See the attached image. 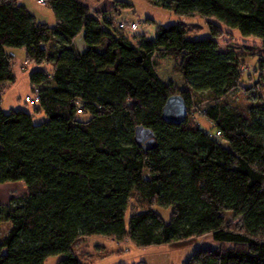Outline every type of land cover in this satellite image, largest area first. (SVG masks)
<instances>
[{
  "label": "trees",
  "instance_id": "1",
  "mask_svg": "<svg viewBox=\"0 0 264 264\" xmlns=\"http://www.w3.org/2000/svg\"><path fill=\"white\" fill-rule=\"evenodd\" d=\"M46 1L53 28L21 0H0V185L26 191L0 205V223H11L0 264L53 257L87 264L78 245L94 238L148 248L207 236L219 245L185 264H264V94L245 111L224 103L253 87L242 83L240 58L219 43L225 27L264 48V0H149L176 16L205 18L211 33L191 38L178 23L159 27L153 39L116 23L122 8L133 7L126 0L105 10ZM81 34L83 50L75 44ZM9 49H24L37 65L29 78L39 99L33 111L2 110L17 81ZM156 56L175 62L182 89L159 77ZM258 66L248 76L264 92V59ZM175 94L188 107L181 125L163 119ZM197 94L214 101L204 111L211 129L194 120ZM38 114L46 119L35 122ZM140 126L153 131L155 146L137 144ZM156 207L171 209V219Z\"/></svg>",
  "mask_w": 264,
  "mask_h": 264
},
{
  "label": "rangeland",
  "instance_id": "2",
  "mask_svg": "<svg viewBox=\"0 0 264 264\" xmlns=\"http://www.w3.org/2000/svg\"><path fill=\"white\" fill-rule=\"evenodd\" d=\"M88 7H95L99 10L110 9L116 0H81ZM133 7L122 8L120 13L115 15L116 23L123 21L137 23L139 25L136 30L137 35L146 36L153 39L161 26H170L178 23H183L189 26L191 38H206L210 36L209 23L205 18L196 16L194 18H186L176 16L163 8L153 6L149 0H126ZM21 3L26 5L29 11L35 16L38 22L47 24L53 28L56 26V18L52 10L47 5H42L38 0H21ZM225 34L219 38L220 49L223 51H232L240 58L241 69L243 74V85L245 87H253L251 93L247 94L244 88L233 91L224 99V103L230 104L232 107H237L241 111H245L254 101L255 98H261L264 94L263 89L255 87V74L248 76L249 73H254L257 69L258 59H264V48L262 41L254 38H246L241 35L238 30H230L223 28ZM77 46L84 45L83 34L76 38ZM9 54L16 57L13 72L17 77L15 84L7 88L2 104V110L10 112L12 109H24L33 111L32 106L26 103L27 97H33L34 93L30 85V73L37 68V65L30 64L26 59L24 49H9ZM159 60L157 73L165 82H172L173 86L182 89L184 86V78L181 75L174 73V61L170 58ZM42 66L41 68H44ZM253 101V102H252ZM195 108L193 109V117L204 128L211 129L204 111L207 110L214 101L207 98L206 94H197L193 99ZM203 111L200 113L199 111ZM188 117V115H187ZM46 119L44 114H38L35 117V122L39 123ZM22 184L9 183L8 185L0 186V197L4 195L22 196L26 194ZM166 221H169L172 216L171 209H161L156 207ZM129 213L127 219L129 218ZM228 220L231 221V215H228ZM11 227V223H0V241L4 234ZM219 244L211 237H203L194 239L190 242L180 245H163L152 246L148 248H138L129 241L117 243L114 240H106L103 238H94L82 242L78 245L81 257L87 261V264H185V262L198 250L216 248ZM58 257H53L46 264H56Z\"/></svg>",
  "mask_w": 264,
  "mask_h": 264
},
{
  "label": "water",
  "instance_id": "3",
  "mask_svg": "<svg viewBox=\"0 0 264 264\" xmlns=\"http://www.w3.org/2000/svg\"><path fill=\"white\" fill-rule=\"evenodd\" d=\"M188 107L184 98L175 94L166 102L163 108V119L171 124L181 125L186 122ZM135 140L138 145H145V149L155 146V135L152 130L142 126L136 128Z\"/></svg>",
  "mask_w": 264,
  "mask_h": 264
},
{
  "label": "built area",
  "instance_id": "4",
  "mask_svg": "<svg viewBox=\"0 0 264 264\" xmlns=\"http://www.w3.org/2000/svg\"><path fill=\"white\" fill-rule=\"evenodd\" d=\"M38 2H39L40 4H42V5H47V1H46V0H38ZM119 27H120L121 29L129 28V30H130L131 32H135L136 30H138L139 25H138L137 23H132V22L127 23V22H124V23H120V24H119ZM26 101H27L29 104H31V105H35V104L38 103L39 99H38L37 96H35V97H27ZM215 136H216V138H220L222 135H221L220 132H217V133L215 134Z\"/></svg>",
  "mask_w": 264,
  "mask_h": 264
},
{
  "label": "crops",
  "instance_id": "5",
  "mask_svg": "<svg viewBox=\"0 0 264 264\" xmlns=\"http://www.w3.org/2000/svg\"><path fill=\"white\" fill-rule=\"evenodd\" d=\"M78 48L80 49V50H83V49H85L86 48V46H85V44L83 45H81V46H78ZM9 184V183H8ZM8 184H4V185H8ZM18 184H21V183H18ZM0 186H3V185H0ZM24 190H25V188H24ZM13 195H7L5 198H3L4 197V195H2V197H0V205H8L9 204V202H10V199H11V197H12ZM15 196H17V195H15ZM57 263V262H56ZM127 264H135V263H127Z\"/></svg>",
  "mask_w": 264,
  "mask_h": 264
}]
</instances>
